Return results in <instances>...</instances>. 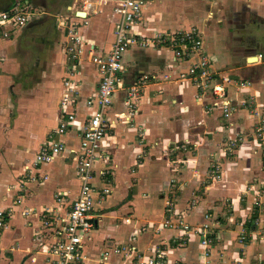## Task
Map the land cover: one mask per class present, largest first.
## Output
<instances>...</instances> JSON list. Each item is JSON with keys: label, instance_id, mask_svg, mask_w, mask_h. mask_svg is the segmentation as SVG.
<instances>
[{"label": "crops", "instance_id": "obj_1", "mask_svg": "<svg viewBox=\"0 0 264 264\" xmlns=\"http://www.w3.org/2000/svg\"><path fill=\"white\" fill-rule=\"evenodd\" d=\"M30 1L34 19L0 38V212L6 216L0 227V264H52L44 250L50 238L42 211L55 204L56 192L73 198L80 189L77 164L68 154L34 170L47 180L20 187L21 176L59 123L69 61L61 17L75 24L87 21L79 29L97 54L110 50L119 20L115 0H63L57 7L52 0L46 6ZM178 1L182 9L184 4L195 9L193 21L180 22L184 11L175 20L165 19L157 8L164 0H148L137 30L153 35L196 24L212 70L232 78L229 99L235 109L226 117L220 106L210 107L212 92L200 96L191 80L175 82L197 57L179 62L168 47H132L125 53L122 78L125 87L141 85L139 109L131 121L118 120L106 141L112 175L107 182L97 177L95 183L111 192L97 198L98 224L86 239L87 264L146 262L159 247L166 264H264V237L254 224L258 220L264 232V212L258 209L264 205V146L258 141L264 134V58H258L264 55V0ZM48 16L54 18V40ZM76 78L82 98L75 109L83 120L95 109L86 100L100 82L87 53L78 62ZM126 93L124 88L116 92L110 119L126 111ZM64 140L78 147L73 132ZM183 144L186 148L165 150ZM213 158L222 166L219 180H209ZM206 213L213 216L215 233L207 253L197 234L164 227L171 218L200 226Z\"/></svg>", "mask_w": 264, "mask_h": 264}, {"label": "built area", "instance_id": "obj_2", "mask_svg": "<svg viewBox=\"0 0 264 264\" xmlns=\"http://www.w3.org/2000/svg\"><path fill=\"white\" fill-rule=\"evenodd\" d=\"M147 2L148 0H115V13L119 16V20L115 26V39L110 50L105 54H97L94 51V45L87 43L82 36L79 26L87 24V21H79V24H75L67 16L61 17V24L68 31L65 50L69 61L63 78L64 92L59 103V123L41 144L31 166L27 168L28 171L20 178V187L24 190L27 182H40L48 179V175L34 172L43 165L53 163L66 154L72 156L77 164V176L80 181L77 196L69 198V193L58 191L55 194V204L45 207L42 211V225L46 236L50 238L44 250L52 260V264H87L86 239L98 224L96 201L98 196L103 199L111 192L107 185L98 188L95 183L97 177L107 182L112 175L113 159L106 149V141L118 120L131 121L139 109L141 85L137 83L125 87L122 78L124 55L130 48L168 47L173 50L179 62L192 61L197 57L199 61L195 63L192 61L189 69L180 72L174 78L175 82L191 80L197 85L200 96L207 91L212 92L214 102L210 107L220 106L226 117H229L235 109L229 99V86L232 78L222 71L212 70L210 58L205 51L204 37L198 26L159 31L153 35H145L137 30V26L143 20ZM85 4L86 7L91 6V3L87 1ZM35 13L30 0H16L11 7L0 11V38L10 37L15 30L27 26L34 19ZM85 53L98 68L100 82L95 88L94 95L86 100L87 106L95 108L94 111L80 120L75 105L81 100L82 94L76 72L78 62ZM258 58L263 60L264 55L259 54ZM165 77L171 78L170 75H165ZM145 79L148 77L145 76ZM120 88L127 91L126 111L116 113L115 119H110L108 112ZM261 131L262 128L259 129L260 135ZM68 132H73L78 138L77 148H70L64 140ZM261 139L264 145V135ZM180 148H186V145H172L165 150L169 153L170 150L177 151ZM209 172L213 179H220L222 176L219 164H212ZM22 197L20 195L16 201L21 202ZM205 217L207 222L192 230L199 236L201 246L207 253L213 244L215 233L213 224L209 222L212 219L211 215L207 214ZM5 225V212H0V227ZM173 226L183 228L186 233L192 231L191 225L183 218L167 219L164 223V227L172 228ZM126 254L125 256H128ZM109 255V251L103 253L104 261L109 260ZM166 263L165 250L159 247L155 249V257L150 260L146 262L132 260L130 264Z\"/></svg>", "mask_w": 264, "mask_h": 264}, {"label": "rangeland", "instance_id": "obj_3", "mask_svg": "<svg viewBox=\"0 0 264 264\" xmlns=\"http://www.w3.org/2000/svg\"><path fill=\"white\" fill-rule=\"evenodd\" d=\"M34 2H36V3H40V4H44L45 6H46V3L48 2V1H50V0H33ZM61 1H63V0H52V4L53 5H55V7H57L58 5H59V3L61 2ZM64 1H66V0H64ZM39 4V5H40ZM181 3H179V1L178 0H164V2L163 3H161L160 4V6H158L157 8H158V10H160L162 13H163V16H164V18L165 19H170V20H175L176 19V16L180 13V11H184V14H183V18H180L181 20H180V22H182L183 23V25H185L187 22H189V21H193V15L195 14V9L194 8H192L190 5H187V6H185V4H184V9H182L181 8ZM55 9H57V8H55ZM46 22L48 23L49 22V24L47 25L49 28H51V31H52V33L51 34H49V37L51 38V40H54L55 38H54V31H53V29H52V27H53V22H54V18L52 17H50V16H48L47 18H46ZM173 22V21H172ZM185 23V24H184ZM174 26V25H173ZM192 26H197L196 24L195 25H190V27H192ZM46 39H48V36H47V38ZM264 134H262L261 136H263ZM258 141H260L261 143H262V145H263V141L262 140H258ZM234 145H237V142H235V144ZM264 146V145H263ZM264 149V148H263ZM264 152V151H263ZM212 161V163H215V164H219L218 163V161H216L214 158L211 160ZM220 165V164H219ZM220 167H221V171H222V166L220 165ZM209 171V170H208ZM210 175V176H209ZM208 176H209V180H213V177L211 176V173L209 172L208 173ZM222 177V176H221ZM214 180H219V179H214ZM258 209H259V211L261 212V213H263L264 211H263V209H264V205H259V207H258ZM206 215H207V213H206ZM211 217H213V216H211ZM261 220V219H260ZM207 221H204V223H206ZM211 224H212V219H211V221H209ZM257 223H259L258 222V220H256L255 222H254V224L256 225V229H257V232H258V234H260L259 235V237L260 236H263L264 237V232H263V227L262 228H259V226L257 225ZM189 224V223H188ZM189 225H191V224H189ZM196 226H199V225H191V230L192 229H194V227H196ZM174 227V226H173ZM172 227V228H173ZM176 227V226H175ZM261 232V233H260ZM190 233H194L193 232V230L192 231H190ZM195 234V233H194ZM242 237L243 238H241L242 240H245L246 238H248V236L247 235H242ZM252 239H254V237L252 238ZM259 240V239H258ZM2 245H3V242H2Z\"/></svg>", "mask_w": 264, "mask_h": 264}, {"label": "trees", "instance_id": "obj_4", "mask_svg": "<svg viewBox=\"0 0 264 264\" xmlns=\"http://www.w3.org/2000/svg\"><path fill=\"white\" fill-rule=\"evenodd\" d=\"M12 0H0V10H5L11 4Z\"/></svg>", "mask_w": 264, "mask_h": 264}, {"label": "bare ground", "instance_id": "obj_5", "mask_svg": "<svg viewBox=\"0 0 264 264\" xmlns=\"http://www.w3.org/2000/svg\"><path fill=\"white\" fill-rule=\"evenodd\" d=\"M85 14V13H84Z\"/></svg>", "mask_w": 264, "mask_h": 264}]
</instances>
